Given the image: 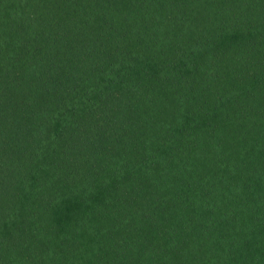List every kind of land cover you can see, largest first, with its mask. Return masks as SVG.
<instances>
[{
  "label": "trees",
  "instance_id": "obj_1",
  "mask_svg": "<svg viewBox=\"0 0 264 264\" xmlns=\"http://www.w3.org/2000/svg\"><path fill=\"white\" fill-rule=\"evenodd\" d=\"M0 264H264V0H0Z\"/></svg>",
  "mask_w": 264,
  "mask_h": 264
}]
</instances>
